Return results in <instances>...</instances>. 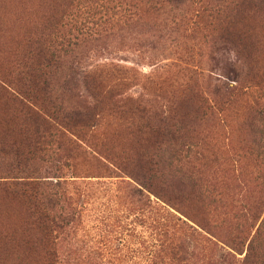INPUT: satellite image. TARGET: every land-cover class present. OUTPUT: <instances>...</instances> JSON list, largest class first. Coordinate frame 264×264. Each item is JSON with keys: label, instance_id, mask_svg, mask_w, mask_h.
Masks as SVG:
<instances>
[{"label": "rangeland", "instance_id": "obj_1", "mask_svg": "<svg viewBox=\"0 0 264 264\" xmlns=\"http://www.w3.org/2000/svg\"><path fill=\"white\" fill-rule=\"evenodd\" d=\"M92 2L134 5L131 21L103 16L93 34L109 39L87 54L103 80L123 84L133 100L114 114L100 108L106 145L79 159V177L70 179L76 221L60 261L264 264V0H226L219 15H203L205 6L218 7L207 0H80L78 12ZM71 3L0 0V71L23 59V41L45 31L49 15L68 35L77 11ZM138 98L151 99L150 115ZM156 114L180 120V128L178 141L167 139L156 158L165 184L156 180L149 189L128 174L144 168L139 152L149 145L139 125ZM7 199L0 191V208L14 215L16 202ZM21 231L2 234L11 245L0 264H49L44 251L27 248Z\"/></svg>", "mask_w": 264, "mask_h": 264}, {"label": "trees", "instance_id": "obj_2", "mask_svg": "<svg viewBox=\"0 0 264 264\" xmlns=\"http://www.w3.org/2000/svg\"><path fill=\"white\" fill-rule=\"evenodd\" d=\"M190 1L194 0H175L178 4ZM225 1L220 0L219 4ZM79 2L72 0L71 3L77 11L68 35L62 30L64 22L49 15L45 31L23 41V59L7 74L0 71V191L4 197L11 198L7 201H15L18 207L14 215L11 210L0 208V260L6 257L1 252L11 245L2 238L8 236L5 233L9 228H15L26 231L28 249L44 251L49 264H63L60 260L66 256L65 244L70 240L76 221L70 179L79 177L75 175L82 170L79 159L100 155L101 146L106 145L107 138L98 130L99 118L101 122L105 118L100 108L103 106L114 114L128 109V103L133 100L123 84L103 80L101 67L89 65L87 54L88 48L103 45L109 39L93 34L103 23V16L108 14L112 19L119 16L117 22L122 18L131 21L135 16L131 12L134 5L123 8L112 6V2L100 5L92 2L82 13L78 12ZM207 4L218 7L205 6L203 15H219L220 5L213 0H207ZM95 15L96 20H91ZM199 15L202 17L200 12ZM150 104L151 99H137L142 113L150 115ZM4 105H9L12 111L5 112ZM143 117L139 127L147 129L145 142L149 149L139 153L145 165L136 174L128 175L150 189L156 180L161 184L166 182L161 158H156L165 150L167 139L178 141L180 120L160 114H156V118ZM7 126L9 128H5ZM150 136L153 140L148 138ZM152 145L156 150L154 156L147 153ZM181 152L175 149L174 154L181 156ZM172 166L176 167L174 161ZM174 169L175 173L182 172L180 167Z\"/></svg>", "mask_w": 264, "mask_h": 264}]
</instances>
